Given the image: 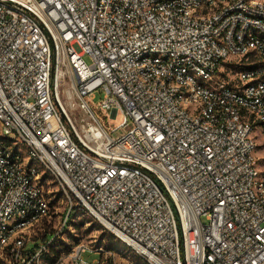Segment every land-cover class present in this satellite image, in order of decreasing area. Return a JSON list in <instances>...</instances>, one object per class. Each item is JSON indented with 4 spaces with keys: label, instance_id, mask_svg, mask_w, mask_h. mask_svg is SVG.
I'll list each match as a JSON object with an SVG mask.
<instances>
[{
    "label": "built area",
    "instance_id": "2783aa9c",
    "mask_svg": "<svg viewBox=\"0 0 264 264\" xmlns=\"http://www.w3.org/2000/svg\"><path fill=\"white\" fill-rule=\"evenodd\" d=\"M0 264H264V0H0Z\"/></svg>",
    "mask_w": 264,
    "mask_h": 264
},
{
    "label": "rangeland",
    "instance_id": "374dc122",
    "mask_svg": "<svg viewBox=\"0 0 264 264\" xmlns=\"http://www.w3.org/2000/svg\"><path fill=\"white\" fill-rule=\"evenodd\" d=\"M84 59L88 64L91 63V59L89 56H84ZM66 87L67 86L64 85L61 88V93H60L61 100L65 105L66 109L68 110L75 125L78 127V129L82 130L84 129L82 122L84 117L83 112L79 108L71 106L70 102L66 97V93L64 92ZM103 97H104V92L98 90L95 93L94 99L92 100L91 104L95 105L96 103H99ZM84 121L87 122V120ZM111 122L113 124H119L122 122V118L118 117L116 119H112ZM132 127H133V122L131 119H128V125L120 129L119 131L112 133V136L119 137L120 135L126 133ZM34 165L38 166V162L34 161ZM56 197L57 198L60 197V192H56ZM58 205H60L61 208L64 207V203L62 202H60ZM69 220L70 218L68 219V221ZM73 220H74V222H72L73 231H71L69 235L71 241H75L82 238L87 240L96 239L97 245L103 244L107 247V249L112 248L115 251H120V250L128 251V248L119 239H117L113 234H111V232H109L106 228H104L98 221H96L93 217H91L86 211L76 209V213L74 214ZM131 256L135 261L142 262L139 255L135 253H131ZM83 258L88 262H92L94 259L98 260L100 258V255L87 252L83 254Z\"/></svg>",
    "mask_w": 264,
    "mask_h": 264
}]
</instances>
